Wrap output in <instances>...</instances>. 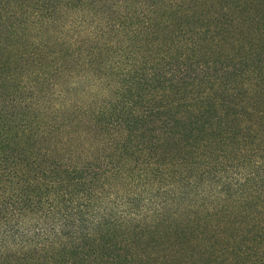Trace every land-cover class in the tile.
Here are the masks:
<instances>
[{
    "label": "trees",
    "instance_id": "1",
    "mask_svg": "<svg viewBox=\"0 0 264 264\" xmlns=\"http://www.w3.org/2000/svg\"><path fill=\"white\" fill-rule=\"evenodd\" d=\"M150 11L129 0H0V43L33 46L29 67L10 61L0 78L16 93L0 101V264H264L260 131L234 134L253 133L255 155L231 181L210 164L165 160L196 109L172 98L190 70L148 41ZM185 99L217 109L209 92ZM167 219L187 235H127Z\"/></svg>",
    "mask_w": 264,
    "mask_h": 264
},
{
    "label": "rangeland",
    "instance_id": "2",
    "mask_svg": "<svg viewBox=\"0 0 264 264\" xmlns=\"http://www.w3.org/2000/svg\"><path fill=\"white\" fill-rule=\"evenodd\" d=\"M129 1L144 4L151 10L144 17L151 21L148 41H155L159 50H168L167 57L170 58L165 57L164 62L168 66L174 63L177 68L181 66L190 70L184 81L177 82L179 88L175 87V92L180 90L181 93L172 98L181 102L179 109H186L187 112L196 110L189 113L184 124L186 129L183 133L186 136L172 137L166 143L165 160L193 162L203 168H206L205 164H210L218 171H211V175L219 181H231L237 173L252 169L255 155L253 133H258L257 138L264 141V118L258 114L264 110V0ZM170 1L174 3L166 5ZM135 11L140 13L139 17L142 16V10ZM85 13L88 14V11ZM71 15L67 12L64 18ZM21 47L14 45L8 52L6 44L0 43V78L5 76L4 70L10 61H17L13 65L17 71L33 62L30 59L33 46ZM38 54L45 56L42 52ZM204 92H209L216 99L217 109L209 101L193 106L189 104L191 100L185 99ZM10 93L9 88H0V101L15 99L16 93L14 96ZM256 94L261 96L256 102L246 104L242 101L246 95ZM211 117L215 121L223 117L220 127L211 124ZM190 120L192 122L187 126ZM193 122L197 123L194 125ZM253 123L260 132L254 131L252 137L239 141L240 134L248 133L250 136L249 128L252 130ZM236 124L239 126L236 127ZM238 132L239 135H234ZM196 178L197 183L202 181L199 176ZM254 202L250 199L242 206L251 207ZM166 215L170 216V212ZM167 227L170 228L168 236L171 238L179 240V236L187 235V225L173 219H167L158 230L154 229L155 232L151 227L144 226L142 229L130 228L127 235L133 239L139 236L149 239L156 234L165 238Z\"/></svg>",
    "mask_w": 264,
    "mask_h": 264
}]
</instances>
